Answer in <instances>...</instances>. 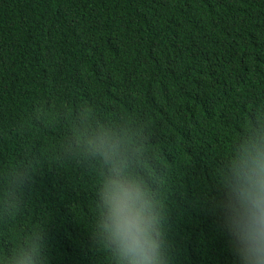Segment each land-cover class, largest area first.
<instances>
[{
  "label": "trees",
  "instance_id": "1",
  "mask_svg": "<svg viewBox=\"0 0 264 264\" xmlns=\"http://www.w3.org/2000/svg\"><path fill=\"white\" fill-rule=\"evenodd\" d=\"M264 151V0H0V264H121L112 179L162 264H241Z\"/></svg>",
  "mask_w": 264,
  "mask_h": 264
},
{
  "label": "clouds",
  "instance_id": "2",
  "mask_svg": "<svg viewBox=\"0 0 264 264\" xmlns=\"http://www.w3.org/2000/svg\"><path fill=\"white\" fill-rule=\"evenodd\" d=\"M236 224L241 264H264V151L252 157L239 190ZM107 227L121 264H162L148 201L140 186L112 179L106 189Z\"/></svg>",
  "mask_w": 264,
  "mask_h": 264
}]
</instances>
